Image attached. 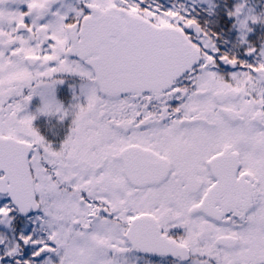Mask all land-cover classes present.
<instances>
[{"label": "snow or ice", "instance_id": "1", "mask_svg": "<svg viewBox=\"0 0 264 264\" xmlns=\"http://www.w3.org/2000/svg\"><path fill=\"white\" fill-rule=\"evenodd\" d=\"M0 264H264V0H0Z\"/></svg>", "mask_w": 264, "mask_h": 264}]
</instances>
